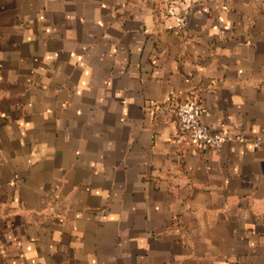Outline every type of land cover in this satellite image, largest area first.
Listing matches in <instances>:
<instances>
[{
  "label": "crops",
  "instance_id": "1",
  "mask_svg": "<svg viewBox=\"0 0 264 264\" xmlns=\"http://www.w3.org/2000/svg\"><path fill=\"white\" fill-rule=\"evenodd\" d=\"M182 9L0 0V264H264V0Z\"/></svg>",
  "mask_w": 264,
  "mask_h": 264
},
{
  "label": "built area",
  "instance_id": "2",
  "mask_svg": "<svg viewBox=\"0 0 264 264\" xmlns=\"http://www.w3.org/2000/svg\"><path fill=\"white\" fill-rule=\"evenodd\" d=\"M183 9L178 16V22L184 23L187 16L199 0H179ZM174 8L168 5L165 15H172ZM202 106L196 101L178 104L173 113L176 121L175 143L186 144L201 153L219 149L230 137L212 131L202 121Z\"/></svg>",
  "mask_w": 264,
  "mask_h": 264
}]
</instances>
